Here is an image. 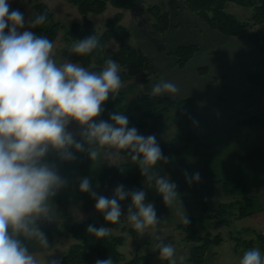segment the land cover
<instances>
[{
    "label": "clouds",
    "instance_id": "obj_1",
    "mask_svg": "<svg viewBox=\"0 0 264 264\" xmlns=\"http://www.w3.org/2000/svg\"><path fill=\"white\" fill-rule=\"evenodd\" d=\"M46 20V14L35 15L25 29L24 14L10 10L9 0H0V264H38L25 240L49 246L37 221L51 222L49 202L69 183L60 175L59 166L47 160L50 152L61 162H73L77 152H86L91 161H96L105 150L113 159H120V153L127 151L145 180L150 185L155 183L166 206L178 199L180 202L177 185L157 173L158 163H169V157L156 136H144L136 127H129L123 112L110 113L111 122L97 119L105 111L103 105L110 94L115 98L122 87L119 64L109 58L99 72L68 60L58 65L52 58L53 43L30 30ZM103 46L107 45H101L92 35L74 43L70 52L84 56ZM178 92L176 84L161 80L152 86L150 95ZM73 123L78 126L77 132L69 130ZM184 175L189 184L201 179L199 172ZM79 191L95 200V209L106 223L120 222V202L129 197L126 219L139 235L160 223L155 206L145 203L144 190L119 184L107 197L97 193L90 179L83 177ZM183 221L189 223L186 216ZM87 232L99 239L109 236L111 229L90 224ZM156 239L159 257L177 264L174 246L165 243L162 235ZM180 260L182 264L183 257ZM48 264L61 262L52 259ZM95 264L114 261L109 256L97 259ZM239 264H264V256L257 248L249 249Z\"/></svg>",
    "mask_w": 264,
    "mask_h": 264
},
{
    "label": "trees",
    "instance_id": "obj_2",
    "mask_svg": "<svg viewBox=\"0 0 264 264\" xmlns=\"http://www.w3.org/2000/svg\"><path fill=\"white\" fill-rule=\"evenodd\" d=\"M76 6L82 16L81 23H72L66 31L67 36L77 42L86 37L96 35L95 24L89 18L90 15H101L109 6L117 10H133L138 0H69ZM229 4H237L242 7L252 9V14L247 20H240L227 11ZM184 7L196 15L200 20L206 23L211 29L230 38H246L250 41L256 50L264 56V0H183ZM20 11V7H18ZM35 15L46 14L47 20L44 24L30 28L35 34L47 37L52 43L57 40L62 25L55 21L54 14L45 3H36L33 6ZM150 15V27L153 34L164 35L171 28V11L160 5H152L147 8ZM35 15L31 16L34 19ZM123 14L118 13L114 19L108 20L106 29L101 36H96L101 45H106L109 40L119 43V49L112 50L103 46L92 53L84 56L74 54L70 57L73 63H79L82 67L90 71L99 72L107 59L111 58L119 64V75L122 84L140 77L142 84L148 83L157 75V69L153 60L139 47L129 48L126 45L127 40L132 37L131 31L122 24ZM30 26H27L29 29ZM7 31V29H6ZM200 52V46L189 44L179 46L170 55L175 57L176 64L179 68H184ZM200 75H207L209 69L202 67L198 69ZM247 80L255 88L248 96L256 94V89L263 84L261 73H252L247 76ZM189 101L163 98L142 94L133 106L126 102L125 92L119 90V94L113 98L110 94L109 100L103 105L105 111L97 118L98 120L110 121L109 114L115 111L123 112L129 119V127H136L140 134L144 136L155 135L160 130L165 117L174 113L177 124V133L171 141H160L159 143L165 156L169 157V163L166 164L172 176H181L185 172L189 173L192 160L196 158L195 150L198 149L202 141L194 134L191 128L190 116L187 112L186 105ZM264 120V114L253 116H243L238 122L241 127L258 125ZM207 146V145H203ZM87 147V145H86ZM107 151V150H105ZM127 160L115 168H109L103 175V182L106 186L123 184L125 187L141 186L148 181L141 175L138 166L131 161L127 151ZM194 154V155H193ZM193 155V156H192ZM201 157L204 161L203 174L208 175L215 183L219 184L226 196L232 198L241 196L242 202L233 201L221 204L217 210L211 214L208 212L207 202L200 203V212L224 226H231L235 221L251 217L256 205L264 208L262 203H258L252 194V188L243 186L239 181L223 180L213 171L212 159L208 152H202ZM201 159V160H202ZM82 161L85 166L91 163V159L86 152H82ZM197 164V163H196ZM198 165V164H197ZM200 171V170H198ZM197 172V171H196ZM159 176H165L163 168H157ZM168 176V175H167ZM188 224H181L178 230L187 233L186 240L194 242L190 252L189 261L191 264H204L205 256L211 246H219L224 242L221 235L213 236L207 233L205 236L198 235L197 219L188 217ZM94 225L97 228L99 224L87 220L79 224H74L69 228V236L73 240L66 255L63 257L61 264H95L97 259H107L109 256L114 264H147L148 257L135 255L131 259H126L120 251L126 241L125 233H129L134 239L140 235L134 228L123 226L121 222L117 224L106 223L105 227L120 230L121 234L111 232L104 238H96L94 234L87 232L88 225ZM257 244H259L264 253V234L257 232ZM236 240L235 249L252 248L255 245L254 240L247 241L240 238Z\"/></svg>",
    "mask_w": 264,
    "mask_h": 264
},
{
    "label": "rangeland",
    "instance_id": "obj_3",
    "mask_svg": "<svg viewBox=\"0 0 264 264\" xmlns=\"http://www.w3.org/2000/svg\"><path fill=\"white\" fill-rule=\"evenodd\" d=\"M175 1L138 0L137 6L133 9V17L135 15L140 18L139 15L143 14L144 20L146 21L144 23L148 25L150 24V15L147 12L149 6L157 4L170 11L173 9L175 11L176 7L173 6ZM36 3H45L48 5L54 14L55 21L60 22L62 25L57 40L53 43L52 58L58 65L67 60L70 61V57L75 54L71 53L70 49L76 42L67 36L66 31L72 23L82 22V16L78 12L77 7L72 5L69 0H22L18 7H20V12L24 14L25 29H27V26H30L29 21L31 16L35 15L33 6ZM178 7H181V5ZM130 11H119L109 6L101 15H90L89 18L95 24L96 36L99 37L102 35L106 29L107 21L114 19L118 13H122L126 17L125 21H122V24L130 30L129 26L133 20ZM227 11L240 20H247L252 14L251 8L242 7L237 4H229ZM150 33L151 35L153 34L152 31ZM137 44L135 38H130L126 42L129 48H138L139 46ZM106 45L112 50H117L120 46L114 40L107 41ZM210 62L213 63V61ZM145 89L146 86L141 83L140 77H137L123 83L120 90L125 92L127 104L133 106L142 93L145 92ZM254 101L256 100L251 101V103L255 104ZM260 114H264V111ZM174 120V113H171L169 117H165L160 130L156 133L158 140L163 142L172 140L177 133V124ZM69 130L77 132L78 126L74 123L70 124ZM77 139H80L78 135ZM208 145L209 147L202 149L200 154L202 152L209 153V157L212 159L213 171L218 177L223 180L239 181L243 186L252 188V194L257 202L264 205V120L258 125L239 126L230 133L216 136L209 141ZM73 151L75 150L73 149ZM200 154L197 156L193 154L196 158L192 160L190 170H188L189 173H195L196 171L202 173L204 171V168H202L204 161ZM76 156L77 159L73 162H61L53 152H50L47 156L49 162H54L59 166L60 175L66 177L69 183L66 188L59 191L52 198V201L49 202L51 222L57 227L54 231L55 246L51 252L35 256L38 264H48V261L52 259H59L60 262L63 260V257L73 243L68 231L72 225L90 220L105 227L106 222L103 214L97 212L95 209V200L88 193L79 191V181L83 177H88L93 189L97 193L111 197L117 185H104L103 175L109 168H115L127 160V155L124 151L120 153V159H113L107 150L101 153L100 159L91 161L88 166H85L82 161V152H77ZM156 168H163L165 176L174 177L172 176L173 173L168 170L166 164L163 162L158 163ZM125 188L139 189L138 187ZM236 200L241 203L243 199L238 195L232 198H224L221 201H208V212L211 214L221 204ZM152 204L155 206L160 223L155 227L146 229L145 233L137 239H134L127 232L124 234L126 241L120 247V251L128 260L137 254L148 257L147 264H169V261L159 257V251L155 247L158 242L156 237L162 235L164 236L165 243L174 246L175 256L173 258L177 261V264H181V257H183L182 264H191L189 257L195 243L186 240V232L178 230V226L184 223V216L186 218L194 217L197 219L198 235L205 236L207 233H211L213 236L221 235L224 238V242L221 245L210 247L205 256L204 264H239L244 252L253 248L259 249L263 256V252L256 242L257 232L264 234V208H261L259 205H256L251 217L235 221L231 226H224L209 219L200 212V209H190L186 213V210L179 207V205L173 204V209H171L170 213H165L158 205ZM121 206L123 212L120 222L123 226L129 228L132 225L126 219L127 211H124L125 208H123L122 203ZM111 232L116 235L121 234L120 230L111 229ZM231 236L247 241L254 240L255 245L252 248H239L236 250V240L231 239Z\"/></svg>",
    "mask_w": 264,
    "mask_h": 264
},
{
    "label": "crops",
    "instance_id": "obj_4",
    "mask_svg": "<svg viewBox=\"0 0 264 264\" xmlns=\"http://www.w3.org/2000/svg\"><path fill=\"white\" fill-rule=\"evenodd\" d=\"M20 2L22 0H9L10 10L18 9ZM173 6L178 8L171 10V28L164 35H151L150 24L144 23V15L133 17V10L130 11L133 20L129 28L132 31L131 38L136 39L139 48L153 60L157 69V75L144 84L146 89L142 94L150 95L152 86L161 80L177 85L178 93L160 97L189 101L186 109L191 128L202 141L195 150L197 156L202 149L209 147L212 138L238 128L242 115L253 116L264 111V56L247 39L230 38L211 29L184 7L183 0H176ZM189 44L199 45L200 52L186 67L179 68L170 52ZM202 67L209 69L207 75L198 73ZM252 73H261L263 84L250 97L248 94L255 88L248 82L247 76ZM253 100H256L255 104L251 103ZM167 177L177 185L180 195V202L178 199L173 204L179 205L186 213L190 209H200L202 201L208 203L228 197L219 184L203 173H200L201 179L198 182L190 184L186 182L185 175ZM137 187L146 192L145 203H154L165 213L173 209V204L169 207L164 204L162 196L156 192L154 182ZM121 203L124 211H127L130 197ZM37 223L46 235L49 246L45 248L35 240H25L29 252L34 256L52 251L55 246L54 231L57 228L47 220L40 219Z\"/></svg>",
    "mask_w": 264,
    "mask_h": 264
}]
</instances>
